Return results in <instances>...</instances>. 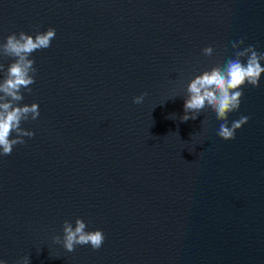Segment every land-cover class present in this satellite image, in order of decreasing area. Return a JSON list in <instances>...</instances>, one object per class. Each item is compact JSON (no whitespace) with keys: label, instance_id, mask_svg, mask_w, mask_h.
Segmentation results:
<instances>
[{"label":"water","instance_id":"water-1","mask_svg":"<svg viewBox=\"0 0 264 264\" xmlns=\"http://www.w3.org/2000/svg\"><path fill=\"white\" fill-rule=\"evenodd\" d=\"M49 27L20 102L39 105L21 125L35 135L0 156V259L264 264V73L229 113L250 117L235 139L210 109L180 120L187 84L234 41L264 52V0H0V41ZM77 218L100 249L54 242Z\"/></svg>","mask_w":264,"mask_h":264},{"label":"clouds","instance_id":"clouds-1","mask_svg":"<svg viewBox=\"0 0 264 264\" xmlns=\"http://www.w3.org/2000/svg\"><path fill=\"white\" fill-rule=\"evenodd\" d=\"M56 36L55 28L49 27L44 32L34 35L21 31L12 33L0 41V58H11L7 66L0 63V72L4 78L0 80V156L10 155L13 147L25 143L24 137L32 138L35 133L21 127L23 122L36 120L39 115V105L20 102L24 99L23 91L31 93L30 85L35 83V60L30 58L34 51L47 49ZM244 39L234 41L233 56L226 60L223 66H214L195 75L187 84L184 98V114L180 117L182 122L196 120L202 113L212 110L216 119L223 121L219 125L217 135L224 140L235 139V133L250 117L241 116L231 123L229 127V113L239 111L243 98L242 86L251 85L259 87V81L264 67V52H258L254 45L242 50L240 46ZM206 57H213L214 49L211 45L202 49ZM147 92L133 97L134 104H142ZM15 134V135H13ZM63 238L53 237L55 243L62 244L68 252H73L77 245H90L93 250L101 248L104 242L102 230L86 231V223L77 218L75 226L69 221L63 223ZM0 264H7L0 259ZM17 264H29V256L23 257Z\"/></svg>","mask_w":264,"mask_h":264}]
</instances>
